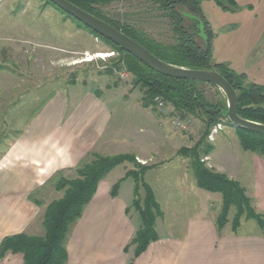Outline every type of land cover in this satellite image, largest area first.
<instances>
[{
  "label": "rangeland",
  "instance_id": "obj_1",
  "mask_svg": "<svg viewBox=\"0 0 264 264\" xmlns=\"http://www.w3.org/2000/svg\"><path fill=\"white\" fill-rule=\"evenodd\" d=\"M200 6L212 31L211 63L223 62L244 74L246 83L264 85V0H201ZM104 8L121 23L145 30L158 40L174 41L170 16L151 0L114 1ZM190 23L188 20L187 25ZM114 52L101 38L45 0H0V159L57 90L79 83L111 101L113 117L109 129L114 136H106L98 145H102L101 154L131 153L139 162L151 166L144 180L152 186L161 206L158 218L169 223L176 222L180 215L217 217L221 194L198 186L190 159L180 150L183 146L191 148L200 140L205 116L199 113L183 117L166 101L164 110L156 102V107L143 106L142 90L133 85V75L128 70L103 73L118 56ZM198 86L209 102L226 97L219 87L208 82ZM178 120L188 121L186 126H179ZM236 128L225 118L213 125L206 141L211 150L202 160L213 170L238 180L264 219V208L259 203L264 193L259 197L256 194L264 156L244 148ZM127 165L140 169L124 162L112 169L109 178L114 183L119 181ZM75 168L56 172L45 188L33 191L32 199L43 205L28 233L45 232L44 209L64 194L57 189L58 176L73 177ZM121 183L124 191L133 183L134 193L132 177ZM144 195L140 187V197ZM133 199L130 212L138 216L131 206ZM233 215L234 209L224 228H232ZM239 228L264 231L255 218L246 215Z\"/></svg>",
  "mask_w": 264,
  "mask_h": 264
},
{
  "label": "trees",
  "instance_id": "obj_2",
  "mask_svg": "<svg viewBox=\"0 0 264 264\" xmlns=\"http://www.w3.org/2000/svg\"><path fill=\"white\" fill-rule=\"evenodd\" d=\"M45 1L69 15L95 36L101 38L115 51L114 53H118V56L113 59L103 73L113 74L117 69L128 70L133 75V85L142 90L141 102L143 106H155V97L161 96L175 112L183 117L199 115V113L205 116L206 126L200 140L193 147L183 146L180 150L189 157L198 186L210 192H219L222 196L221 210L215 217L218 229L222 231L227 225L232 209H234L232 229L236 230L240 227L244 215L247 218H255L258 224L264 227L263 215L256 212L251 198L246 193V188L238 180L208 167L202 160V157L211 150V145L208 144L210 142L206 141L212 126L222 118L231 123L226 114L228 110L226 97L215 103L209 102L204 92L198 88L199 83L207 82L176 78L160 73L110 39L84 25L50 0ZM70 1L121 29L167 62L189 68L216 69L236 89L239 115L264 123V85L246 83L244 74L237 73L223 62L211 63L212 31L202 14L201 0H151L170 16L175 35L172 42L158 40L145 30L131 24L121 23L116 18L109 16L104 6L120 0ZM184 10L204 19L209 32L207 45L195 30V26L187 25V21L190 19L184 15ZM96 93L101 94L98 91ZM236 129L244 148L264 156V134L241 126H237ZM124 162L129 165L133 163L140 169L130 168L127 165L123 177L113 184L111 194L117 195L120 181L124 178L132 177L134 179V199L131 206L139 214V224L133 237L125 246L126 252L133 251L131 257V262H133L153 241L159 239L157 219L161 216V206L156 200L152 186L144 180V174L151 166L139 162L137 157L131 153L101 154L98 152H91L90 157L88 156L87 160L75 168V176L65 177L59 174L56 186L58 190H63L64 194L61 198L52 200L46 205L42 221L45 232L30 234L24 231L6 235L0 242V260L12 253L21 255L23 264H67V241L73 226L81 218L86 205L93 198L99 182L113 168ZM140 187L145 192L142 198L140 197ZM30 197L33 198L32 195ZM35 202L38 205H43L40 200ZM127 211L130 212V207Z\"/></svg>",
  "mask_w": 264,
  "mask_h": 264
},
{
  "label": "crops",
  "instance_id": "obj_3",
  "mask_svg": "<svg viewBox=\"0 0 264 264\" xmlns=\"http://www.w3.org/2000/svg\"><path fill=\"white\" fill-rule=\"evenodd\" d=\"M112 110L106 97L77 83L57 90L10 144L0 159V242L33 224L40 212L30 197L33 191L45 188L56 172L79 166L91 152L102 153L98 145L114 136L109 129ZM109 173L69 234L67 264H264V231H220L216 216L196 214L169 223L158 218L159 239L131 262L133 251L126 252L125 246L139 224V217L127 211L133 183L126 191L121 183L112 195ZM258 182L259 197L264 193V167ZM259 200L264 208V197ZM0 264H23V259L9 253Z\"/></svg>",
  "mask_w": 264,
  "mask_h": 264
},
{
  "label": "water",
  "instance_id": "obj_4",
  "mask_svg": "<svg viewBox=\"0 0 264 264\" xmlns=\"http://www.w3.org/2000/svg\"><path fill=\"white\" fill-rule=\"evenodd\" d=\"M50 1L62 10L66 11L68 14L72 15L80 22H82L84 25L110 39L117 45L124 48L126 51L132 53L152 69L171 77L195 79L199 81L209 82L219 87L223 91L227 99L228 110L226 114L230 122L235 126L245 127L255 132L264 134V123L251 120L239 115L237 111V91L228 81V79L216 69L189 68L167 62L155 55L140 42L124 33L121 29H118L106 20L81 8L70 0ZM183 13L189 18L197 20V26L199 28L198 34L204 39L207 45L209 34L204 19L201 16L186 10Z\"/></svg>",
  "mask_w": 264,
  "mask_h": 264
},
{
  "label": "built area",
  "instance_id": "obj_5",
  "mask_svg": "<svg viewBox=\"0 0 264 264\" xmlns=\"http://www.w3.org/2000/svg\"><path fill=\"white\" fill-rule=\"evenodd\" d=\"M155 102H156L157 106H158L159 108H161L162 110L166 109V103H165V100H164L161 96H157V97L155 98ZM187 121H188V120H178V121H177V124H178L179 126H186V122H187Z\"/></svg>",
  "mask_w": 264,
  "mask_h": 264
},
{
  "label": "flooded vegetation",
  "instance_id": "obj_6",
  "mask_svg": "<svg viewBox=\"0 0 264 264\" xmlns=\"http://www.w3.org/2000/svg\"><path fill=\"white\" fill-rule=\"evenodd\" d=\"M185 11V10H184ZM183 11V12H184ZM187 11V10H186ZM187 17V16H186ZM189 18V17H188ZM190 20L189 21H191V25L192 26H195V30H197V32H199V28H198V26H197V20H195V19H193V18H189Z\"/></svg>",
  "mask_w": 264,
  "mask_h": 264
},
{
  "label": "bare ground",
  "instance_id": "obj_7",
  "mask_svg": "<svg viewBox=\"0 0 264 264\" xmlns=\"http://www.w3.org/2000/svg\"><path fill=\"white\" fill-rule=\"evenodd\" d=\"M108 55V54H107Z\"/></svg>",
  "mask_w": 264,
  "mask_h": 264
}]
</instances>
